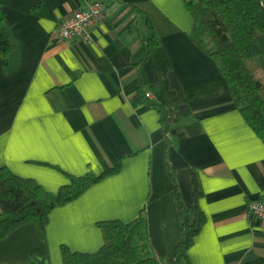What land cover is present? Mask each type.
<instances>
[{
  "label": "crops",
  "instance_id": "obj_1",
  "mask_svg": "<svg viewBox=\"0 0 264 264\" xmlns=\"http://www.w3.org/2000/svg\"><path fill=\"white\" fill-rule=\"evenodd\" d=\"M91 0H1L17 51L0 58V166L56 192L66 173H116L55 206L41 236L27 221L0 238V264H63L61 247L92 252L99 222L144 210L152 253L176 264L181 226L193 214L192 172L206 220L189 264H264V220L245 216L264 198V139L247 123L216 62L191 37L184 0H101L93 40L62 39L60 21ZM154 31L169 61L168 86L190 113L162 132L142 96L161 75L144 39ZM153 93V92H152ZM140 94V95H139ZM197 123L199 131L184 127Z\"/></svg>",
  "mask_w": 264,
  "mask_h": 264
},
{
  "label": "trees",
  "instance_id": "obj_2",
  "mask_svg": "<svg viewBox=\"0 0 264 264\" xmlns=\"http://www.w3.org/2000/svg\"><path fill=\"white\" fill-rule=\"evenodd\" d=\"M192 16L191 37L216 62L243 117L264 139V0H184ZM145 54L152 53L161 75L152 91L154 98L143 92L142 96L159 113L163 134L172 126L179 127L182 117L190 108L182 104L169 88L166 71L169 61L154 33L144 39ZM17 51L13 32L5 22L0 0V58L7 64ZM140 95V94H139ZM188 132L199 131L193 122L184 126ZM119 163L100 173L82 175L66 173L69 181L56 192L43 188L35 179L13 173L6 165L0 166V238L27 221H33L39 234L45 227L51 210L77 197L89 186L116 173ZM194 202L184 206L179 196L178 204L193 214L191 222L181 226V239L177 244L176 264H189L187 249L201 229L206 217L198 205L201 192L197 188L194 171ZM103 244L95 251H73L61 247L63 264H158L149 245L147 222L142 209L131 221L105 220L99 222ZM27 264H48L34 258Z\"/></svg>",
  "mask_w": 264,
  "mask_h": 264
},
{
  "label": "built area",
  "instance_id": "obj_3",
  "mask_svg": "<svg viewBox=\"0 0 264 264\" xmlns=\"http://www.w3.org/2000/svg\"><path fill=\"white\" fill-rule=\"evenodd\" d=\"M106 16L105 5L101 0H91L84 7L71 10L59 23L57 34L62 39H80L85 42L93 40L94 27ZM145 95L152 97L151 91ZM245 216H255L264 220V198H256L247 202ZM158 264H164L158 262Z\"/></svg>",
  "mask_w": 264,
  "mask_h": 264
}]
</instances>
